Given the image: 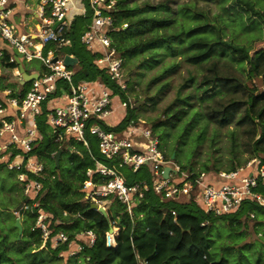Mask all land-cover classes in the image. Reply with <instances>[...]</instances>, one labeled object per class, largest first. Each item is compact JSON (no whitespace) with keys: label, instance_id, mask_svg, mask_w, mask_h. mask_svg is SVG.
I'll return each mask as SVG.
<instances>
[{"label":"built area","instance_id":"1","mask_svg":"<svg viewBox=\"0 0 264 264\" xmlns=\"http://www.w3.org/2000/svg\"><path fill=\"white\" fill-rule=\"evenodd\" d=\"M116 2L0 0V164L15 172L16 178L24 186V196L33 201L42 189L38 177L44 178L45 171L43 162L31 153L39 138L37 116L45 112V123L56 141L71 135L75 141L88 146L85 132L95 135L98 151L112 164L95 160L94 167L87 168L85 172L81 190L90 204L102 206L107 212V216H103L108 222L104 237L109 247L116 245L119 227L109 219L106 201L117 199L131 217L133 207L143 198L149 186L162 202L195 200L204 212L215 215L238 209L244 199L254 200L264 207V196L256 190L259 183L264 188V163L257 166V158L234 170H187L174 158L165 156L158 137L142 121L130 123L120 132L103 127L104 124L117 123L107 121L115 111L113 94L99 79L75 83L73 68L63 62V56L67 53L62 48L71 45L70 38L64 32L72 17L76 14L86 15L88 7L90 23L83 31L81 41L91 52L98 54L94 58L96 66L104 69L111 79L117 80L121 89H125L122 58L106 32V29H111L110 12L116 9ZM56 22L57 25L53 27ZM49 43L53 46H48ZM6 55L8 59H5ZM10 61L16 65L9 67L5 64ZM20 66L27 74L35 73L37 76L22 83ZM9 71L18 84L28 83L25 90L5 85V80L10 82L5 74ZM116 99L124 110L125 101ZM116 165L128 166L132 172L147 166L151 184L145 179L129 183L118 172ZM165 167L169 168L166 176L163 174ZM95 175L103 180L96 181ZM163 213H169L172 222L176 223L174 208ZM36 214V227L41 231L44 242L50 238L51 246L55 247L67 240V235L62 231L50 236L47 220L50 215L41 210ZM113 227L117 229L116 232L112 231ZM80 235L83 243L89 245L95 239L91 230ZM81 248L82 244H76L69 253L75 254Z\"/></svg>","mask_w":264,"mask_h":264},{"label":"trees","instance_id":"2","mask_svg":"<svg viewBox=\"0 0 264 264\" xmlns=\"http://www.w3.org/2000/svg\"><path fill=\"white\" fill-rule=\"evenodd\" d=\"M258 2L264 5V0H258ZM147 6L153 11L138 15L140 8H128L122 0H117L116 9L110 12L112 24L111 29H106V32L119 56L123 59L125 54L134 51L137 45L144 44V41L136 42L135 37L143 34L145 28L148 31L160 33L157 34L156 39H160L171 54L177 53L185 63L194 64L203 69L198 85V89H202L203 98L205 95L206 97L211 96V93L223 95L212 103L206 102L205 110L209 119L220 126H226L234 120L238 124L251 121L258 125V133L255 132L252 135V139L256 135L258 137L252 142L251 155L253 156L251 158H257V166L264 163V91L256 95L246 92L242 97H239L238 93H242L239 79L227 72H222V67L218 63L224 57L228 59L232 57L233 61H237L235 56L229 54L236 52L239 59L247 61L250 76L262 75L264 77V49L249 56L247 51L232 39L222 40L219 27L212 24L202 10H190L187 8L188 6H181L178 11L173 12L172 8L164 3L147 4ZM160 7L165 8L161 14L158 11L161 9ZM176 14L190 15L185 17L187 20H182L177 18ZM260 15L264 21V6ZM89 21L90 14L88 12L86 15L76 14L72 17L70 25L64 32L70 38L71 45L62 48V51L73 55L78 60V68L73 76L75 83L80 80L99 79L111 91L116 103V98L125 101L123 117L115 124L103 125L106 130L120 132L128 124H136L138 121L135 119L132 109L129 108L125 89H121L117 80L111 79L104 69L96 66L94 58L98 54L89 53L81 41V35L87 29ZM174 21L176 22L174 23ZM171 24L178 25L177 29H170ZM155 40L150 38L147 41L150 44ZM48 46L53 45L49 43ZM5 59H8L7 55ZM5 64L9 67L16 65L13 61L5 62ZM176 66L177 63L173 62L170 69H175ZM122 79L127 87L128 79L124 75ZM24 85L27 86L28 83ZM201 97L198 98L200 102L203 100ZM240 109H243L242 114L235 118ZM114 115V119H116L119 114ZM173 115L179 117L180 112ZM44 123L45 112L38 117L39 138L31 153L42 162L43 157H52L61 149L60 156L62 153L68 152L67 168L66 172H62L59 156L58 166L54 164L51 173L44 178L38 177L42 183V189L33 200L35 202L33 212L37 213L38 210H41L50 215V218L47 219L50 236L61 232L64 226L74 227V230H71L68 235L66 234L67 240L58 243L55 247L51 246L50 238L47 239L46 244L49 248L51 247L50 250L54 254L67 250L77 238V240L81 239L82 248L72 255L83 254L86 264H167L170 260H174L175 264H227L222 260H215L207 249L208 221L220 218L232 223L242 214H249L254 209L264 211V207L256 201L244 199L238 209L215 215L204 212L195 200L183 203L162 202L149 186V189L144 192L143 198L133 207L131 217L125 211L123 204L117 199L111 198L113 207L108 209V217L119 227V230L116 245L109 247L106 245L104 237V231L108 229V222L99 212L91 208L81 188L83 180L86 178L85 172L87 168L94 167L95 160L106 162L109 165L112 164V161H106L98 151L95 135L85 132L88 146L73 140L68 148L64 149L61 146L62 140L56 141L54 134ZM252 128L248 126L246 132L251 133ZM150 129L152 134L158 137L151 127ZM73 147L74 151H72ZM160 148L162 150L161 143ZM165 156L169 155L165 154ZM174 159L177 160L175 156ZM0 166L3 165L0 164ZM181 167L190 170L184 165ZM236 168L237 166H234L228 170ZM137 172L142 173L140 179H145L148 184H151V174L147 166H142L134 171V173ZM50 175H52V179ZM95 180L102 181L103 178L95 175ZM131 180L130 177L129 181ZM256 190L264 196L262 184L259 183ZM22 197L26 199V196L22 195ZM169 208L176 210V223L172 222L169 213H163ZM250 214L253 213L250 212ZM115 215H120L119 221L115 219ZM140 226L141 229H139ZM87 230H91L95 235V239L90 245L83 243V237L80 235ZM112 231L116 232L117 229L113 227Z\"/></svg>","mask_w":264,"mask_h":264},{"label":"rangeland","instance_id":"3","mask_svg":"<svg viewBox=\"0 0 264 264\" xmlns=\"http://www.w3.org/2000/svg\"><path fill=\"white\" fill-rule=\"evenodd\" d=\"M122 1L128 8H140L138 15L153 11L147 4L164 3L172 8L173 12L178 11L181 6H188L190 10H202L208 20L219 27L222 40L232 39L242 46L249 56L264 49V21L260 15L264 5L258 0ZM86 9L90 14L89 8ZM158 11L161 14L165 8ZM176 15L177 18L185 20L190 14ZM177 26L171 24L169 27L176 30ZM157 34L160 33L145 28L143 34L135 37L136 42L144 41V44L137 45L134 51H129L122 59L121 71L128 79L125 94L135 119L154 130L165 154L170 157L174 154L176 162L192 171H227L234 166H244L252 159V142L258 137L256 135L252 139V135L258 133V125L251 121L238 124L234 120L226 126H220L209 119L205 110L206 102L212 103L223 95L211 93V96L205 95L203 98L202 89H198L203 69L185 63L177 53L171 54L166 45L156 39ZM150 38L156 40L148 44L147 40ZM85 48L91 52L86 46ZM229 54L239 61L224 57L218 63L222 72L239 79L242 93L239 92L238 96L242 97L246 92L256 95L264 91V77L250 76L247 61L239 59L236 52ZM173 62H176L177 66L170 69ZM71 67L75 73L78 64ZM5 74L10 80H5V85L21 90L27 88L26 85L16 82L11 71ZM200 96L203 98L201 102L198 100ZM113 107L115 111L107 118L109 123L114 122V114H122L125 110L116 102ZM177 112H180L179 117L173 115ZM242 112L243 109H240L235 118ZM248 126L254 128L251 133L246 132ZM73 140V136H65L61 143L62 148L67 149ZM74 150L73 147L72 151ZM67 154L68 152H64L59 155L62 172H66ZM42 162L45 166L44 176L49 175L55 164L54 155L43 157ZM117 169L128 182H135L142 175L141 172H132L124 165L118 166ZM50 178L52 179V175ZM23 189L24 186L15 173L5 166H0V264H86L83 254L69 253V249L74 250L75 243L80 244L81 239L76 238L71 247L58 254L50 250L51 247L47 246L41 231L36 227L37 214L33 212L35 202L28 198L23 199ZM110 199L106 201L108 208L113 207ZM20 204L19 210L15 211ZM250 212L242 214L232 223L220 218L208 221L207 249L215 260H222L227 264H264V211L254 209ZM119 216L115 215L117 221L120 220ZM71 230H74V227L67 225L63 227L62 232L68 235ZM167 264H175V261L170 260Z\"/></svg>","mask_w":264,"mask_h":264},{"label":"water","instance_id":"4","mask_svg":"<svg viewBox=\"0 0 264 264\" xmlns=\"http://www.w3.org/2000/svg\"><path fill=\"white\" fill-rule=\"evenodd\" d=\"M56 25H57V22L54 23L53 27H55ZM55 59H56V58H54V60H55ZM63 62H64V64L67 65V66H74V65H76V64L78 63V60H77V58L74 57L73 55L65 54V55L63 56ZM20 72H21V75H22V81H21L22 83L25 82V81H29V80H31V78L37 76V74H35V73H34V74H33V73H32V74H27L21 66H20ZM60 153H61V149H59V150L54 154V158H55V164H56V166H58L59 155H60ZM171 158H174V154H172ZM168 170H169V168H168V167H165V169H164V173H163L164 176L167 175ZM90 205H91V208H92V209H95V210H97L98 212H100V213L102 214V216H104V217L107 216V212L105 211V208H103L102 206H99V205H97V204H95V203H91ZM20 207H21V204H20L18 207H16L15 211H18Z\"/></svg>","mask_w":264,"mask_h":264},{"label":"crops","instance_id":"5","mask_svg":"<svg viewBox=\"0 0 264 264\" xmlns=\"http://www.w3.org/2000/svg\"><path fill=\"white\" fill-rule=\"evenodd\" d=\"M122 116H123L122 114H119V115L117 116V118L114 119V123H115V122H118V120H120V119L122 118Z\"/></svg>","mask_w":264,"mask_h":264}]
</instances>
